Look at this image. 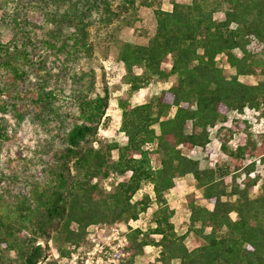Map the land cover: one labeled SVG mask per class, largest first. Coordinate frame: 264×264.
Masks as SVG:
<instances>
[{
  "label": "trees",
  "instance_id": "trees-1",
  "mask_svg": "<svg viewBox=\"0 0 264 264\" xmlns=\"http://www.w3.org/2000/svg\"><path fill=\"white\" fill-rule=\"evenodd\" d=\"M15 1L0 0L10 8L2 18L10 36L0 38V112L48 132L54 123L61 134L38 151L40 172L21 164L22 173L8 177L0 165V264H58L52 253L68 254L85 241L89 224L102 222L128 225L120 264H136L146 245L158 249L147 264H264V127L252 132L243 117L254 109L264 118V0H170L168 10L162 0H140L154 27L143 42L114 36L134 24V0ZM35 6L42 22L28 17ZM96 16L111 26L128 85L118 99L122 145L96 139L108 89L103 79L101 91L95 88L93 68L78 67L91 57L87 27ZM248 75L255 81L239 78ZM154 77L170 85L131 104L132 93ZM73 109L75 121L65 128ZM3 120L0 148L13 140ZM225 121L227 136L215 144L223 158L201 167L188 152L210 151L209 130ZM111 174L122 178L106 192L99 180ZM185 175L206 201L197 203L195 191L185 196L187 230L200 240L193 247L187 231L176 233L167 200L174 179ZM144 185L152 196L140 193ZM152 202V225L132 227Z\"/></svg>",
  "mask_w": 264,
  "mask_h": 264
},
{
  "label": "rangeland",
  "instance_id": "rangeland-1",
  "mask_svg": "<svg viewBox=\"0 0 264 264\" xmlns=\"http://www.w3.org/2000/svg\"><path fill=\"white\" fill-rule=\"evenodd\" d=\"M9 1V0H8ZM16 0L15 2H17ZM140 0H134V8H130L129 11H133L136 15V19L132 25H127L121 28L114 36L119 41H146L147 37L153 32V16L150 8H145L139 5ZM181 3H189L190 0H176ZM1 4V3H0ZM12 5V4H11ZM116 2H113V7ZM162 8L168 10L171 8L170 0H162ZM36 7V6H35ZM37 9H30L28 11V17L37 23L42 22L43 18L38 7ZM3 9H10L5 5L0 6V38L2 41H6L10 33L5 27L4 22L2 23ZM98 16V15H97ZM93 20L87 27L88 35L87 41L92 45L91 57L88 59H82L78 65L83 70L90 68L94 69L95 72V88L101 91V79L105 82L108 89V106L106 108L105 115L102 116L100 123L96 130V139H107L109 141H116L122 145L126 142V137L123 132L119 130L120 126V108L118 106V99L125 96V91L128 85L124 80V71L122 64L117 60V47L115 42L112 41L110 35V27L101 20ZM217 16L221 17V13ZM235 53L239 54L237 49ZM224 67L229 73H234L233 68ZM240 79H251L255 81L251 76H240ZM170 85V80H161L154 77L144 86L133 92L129 98L131 104H138L149 100L153 96L159 93L162 88H166ZM102 93V92H101ZM5 100V96H0ZM247 112V111H246ZM255 112L252 114L254 115ZM232 114H229L230 118ZM4 122L8 125V133L12 136L13 140L7 142L0 148V165L3 166V172L6 176H10L14 169H17L16 175H20L22 172V165L30 166V171L40 172L38 165L41 162V148H45V144L50 142L52 145H56L59 142L58 134L61 131L58 127L52 123L50 132L46 131L39 125L33 124L29 121H24L18 124L15 117L11 112L3 113L0 112ZM76 111L73 109L70 116L65 122V128L69 127V124L75 121ZM256 117V116H255ZM230 122H219L216 126L210 130V139L212 143L208 147L210 151H204L200 148L189 151L188 155L192 158H196L199 161L201 167L207 165H213L215 159H222L223 155L216 150L215 144L218 138H224L227 136L226 128L229 127ZM250 128L252 132H256V129H262L264 126H257L251 124ZM264 129V128H263ZM239 134H237V137ZM96 143V142H94ZM258 171L261 173V177L264 176V168H259ZM17 176V177H18ZM244 174H241L238 181L244 178ZM122 176L120 175H109L104 179L99 180L100 186L107 192L110 191L113 186L118 182ZM95 181V180H94ZM259 182L255 185L253 190L250 192L251 196H255L259 193L258 188ZM190 191H195L196 202L199 204H206V201L201 198V190L194 187L193 178L190 175L184 177H177L174 179V186L169 190L167 194V200L174 207V215L171 221L174 224L176 233L183 234L186 231L185 242L189 247H193L200 243L199 238L194 236L192 232H188V215L189 210L186 205V194ZM140 193H148L153 195L148 185H144ZM138 194L134 198H137ZM156 207L155 203L152 202L151 208L148 213L139 214L138 219L131 222L132 227L139 226L146 228L148 225H152L150 221L151 211ZM234 216V214H232ZM121 223V222H120ZM208 230V229H206ZM158 255L157 247L146 246L143 253L135 258L136 264H147L148 262L156 261ZM174 262H177L176 260ZM156 264H159L156 262Z\"/></svg>",
  "mask_w": 264,
  "mask_h": 264
},
{
  "label": "built area",
  "instance_id": "built-area-1",
  "mask_svg": "<svg viewBox=\"0 0 264 264\" xmlns=\"http://www.w3.org/2000/svg\"><path fill=\"white\" fill-rule=\"evenodd\" d=\"M253 112L254 109H249L243 116L249 122L250 128L254 129L251 124L264 126V118L257 119L252 114ZM256 131L258 132L260 129H256ZM236 139L237 135L233 134L230 139L231 144H234ZM212 140L210 139L207 143V147L210 146ZM128 231V225L124 222L91 223L85 228V241L83 243L73 246L66 255L52 253V257L58 264H120L128 255L124 249ZM146 246L154 247L153 245ZM38 264H43V262L40 261Z\"/></svg>",
  "mask_w": 264,
  "mask_h": 264
},
{
  "label": "crops",
  "instance_id": "crops-1",
  "mask_svg": "<svg viewBox=\"0 0 264 264\" xmlns=\"http://www.w3.org/2000/svg\"><path fill=\"white\" fill-rule=\"evenodd\" d=\"M182 177H184V176H182Z\"/></svg>",
  "mask_w": 264,
  "mask_h": 264
}]
</instances>
